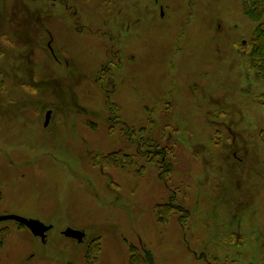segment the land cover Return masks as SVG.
I'll list each match as a JSON object with an SVG mask.
<instances>
[{
    "label": "rangeland",
    "instance_id": "obj_1",
    "mask_svg": "<svg viewBox=\"0 0 264 264\" xmlns=\"http://www.w3.org/2000/svg\"><path fill=\"white\" fill-rule=\"evenodd\" d=\"M259 24L242 0H0V216L54 226L0 221V264H264Z\"/></svg>",
    "mask_w": 264,
    "mask_h": 264
},
{
    "label": "trees",
    "instance_id": "obj_2",
    "mask_svg": "<svg viewBox=\"0 0 264 264\" xmlns=\"http://www.w3.org/2000/svg\"><path fill=\"white\" fill-rule=\"evenodd\" d=\"M245 8V13L248 17H250L253 21L260 22L257 28L254 31L253 39H252V47L248 53L250 59L251 68L256 72V75L259 79L264 78V22H262L264 18V0H242ZM112 159L114 162L119 164H125L124 156L112 155ZM131 163V162H130ZM159 213L161 215L160 220L166 219V215L168 209L166 206H159ZM132 260L131 264H154L153 262V254L149 250L146 253H142L137 248H132ZM98 247L92 248L89 252V260L92 262L93 256L97 257L99 254ZM97 263V261L95 262Z\"/></svg>",
    "mask_w": 264,
    "mask_h": 264
},
{
    "label": "water",
    "instance_id": "obj_3",
    "mask_svg": "<svg viewBox=\"0 0 264 264\" xmlns=\"http://www.w3.org/2000/svg\"><path fill=\"white\" fill-rule=\"evenodd\" d=\"M50 119H51V111L47 113V118H46V123H45L46 125L49 124ZM5 220H14L26 226L28 229H30L34 235L41 236L43 239L46 238L47 232L53 228V225H48L39 219L28 218V217L17 215V214H6V215L0 216V221H5ZM64 235H66L67 237L76 239L79 242H83L86 236V232L81 229L68 227L64 231Z\"/></svg>",
    "mask_w": 264,
    "mask_h": 264
},
{
    "label": "flooded vegetation",
    "instance_id": "obj_4",
    "mask_svg": "<svg viewBox=\"0 0 264 264\" xmlns=\"http://www.w3.org/2000/svg\"><path fill=\"white\" fill-rule=\"evenodd\" d=\"M70 5V4H69ZM67 6L68 7V16H67V18H68V20H70L71 18H76L77 16H79V14H78V10L75 8V7H72L71 5L70 6ZM69 7H71V8H69ZM72 21V20H71ZM77 23L76 21H75V19H74V21H73V23ZM68 22H66V24H67ZM79 26V25H78ZM78 28V27H77ZM50 34H51V32H49ZM54 38H53V35L51 34V40L48 42V46H49V48L51 49V51H52V53L53 54H55V52H54V50H53V47L51 46L52 45V40H53ZM49 111H51V110H49ZM48 111V112H49ZM47 112V113H48ZM46 118H47V114H46ZM51 120V119H50ZM45 123H46V120H45ZM234 156L236 157V158H238V156H237V154L235 153L234 154ZM16 223H18V222H16ZM19 225H21V226H24V225H22V224H20V223H18ZM47 224V223H46ZM48 225H52V224H48ZM26 227V226H25ZM54 227V226H53ZM27 228V227H26ZM31 231V230H30ZM50 231V230H49ZM48 231V232H49ZM32 232V231H31ZM48 232H47V234H46V238L45 239H43L41 236H36V237H39L44 243H46L47 242V239H48ZM73 239V238H72Z\"/></svg>",
    "mask_w": 264,
    "mask_h": 264
}]
</instances>
